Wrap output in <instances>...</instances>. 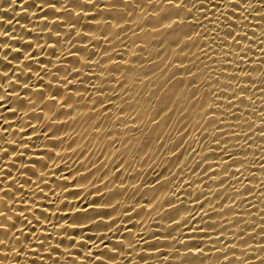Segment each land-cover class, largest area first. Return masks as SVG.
<instances>
[{
	"label": "bare ground",
	"instance_id": "obj_1",
	"mask_svg": "<svg viewBox=\"0 0 264 264\" xmlns=\"http://www.w3.org/2000/svg\"><path fill=\"white\" fill-rule=\"evenodd\" d=\"M175 2L0 0V264H264V3Z\"/></svg>",
	"mask_w": 264,
	"mask_h": 264
},
{
	"label": "snow or ice",
	"instance_id": "obj_2",
	"mask_svg": "<svg viewBox=\"0 0 264 264\" xmlns=\"http://www.w3.org/2000/svg\"><path fill=\"white\" fill-rule=\"evenodd\" d=\"M170 2H171V0H170ZM209 2L211 3V0H209ZM261 2L264 3V0H261ZM182 5L184 7H188V5L185 4L184 0H176V2L174 4V7L180 8ZM212 6H213V8H217L218 9V5L217 4L213 3ZM193 7H194V5H193ZM226 7H235V5L228 4V5H226ZM227 35H228V37H231V38L235 39V37L232 36V33H228Z\"/></svg>",
	"mask_w": 264,
	"mask_h": 264
}]
</instances>
